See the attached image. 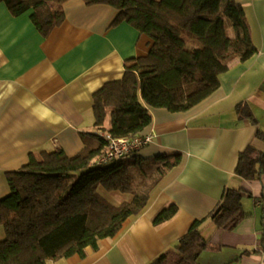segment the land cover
<instances>
[{"label":"crops","instance_id":"crops-1","mask_svg":"<svg viewBox=\"0 0 264 264\" xmlns=\"http://www.w3.org/2000/svg\"><path fill=\"white\" fill-rule=\"evenodd\" d=\"M235 1L255 54L231 64L218 77V88L191 109L148 108L151 123L141 135L152 140L134 154H180V165L167 171L141 213L127 219L114 238L102 240L97 250L88 248L84 257L51 264H149L207 217L225 188L250 192L243 200L249 217L232 231L205 223L202 234L211 242L199 263L264 264V173L253 181L235 174L241 152L264 149L255 137L264 131V0ZM63 11V23L42 37L30 11L14 17L0 4V201L10 192L5 174L27 165L31 155L38 159L40 152L60 148L74 156L83 149L81 134L93 131V94L119 80L124 62L147 55L151 46L129 24L114 25L117 11L110 6L69 0ZM239 104L250 118L237 112ZM171 204L177 215L154 226L156 213Z\"/></svg>","mask_w":264,"mask_h":264},{"label":"trees","instance_id":"trees-1","mask_svg":"<svg viewBox=\"0 0 264 264\" xmlns=\"http://www.w3.org/2000/svg\"><path fill=\"white\" fill-rule=\"evenodd\" d=\"M69 0H0L8 12H31L36 31L46 37L65 17ZM117 11L114 25L127 23L151 40L147 55L124 62L119 80L107 82L93 94V131L82 133L83 149L67 156L60 148L30 156L27 165L5 174L9 195L0 201V264H51L71 256L84 257L88 248L114 238L130 217L137 216L167 171L181 155L160 154L143 159L135 154L106 164L97 160L110 139L134 138L151 123L148 108L184 112L211 95L218 77L231 64L255 54L243 9L235 0H82ZM250 118L246 105L236 107ZM255 137L264 143V131ZM264 173V149L249 146L238 155L235 174L247 181ZM108 194L119 193L117 200ZM243 189L225 188L207 217L196 220L171 250L149 264H200L210 247L202 234L209 223L216 231H232L249 215ZM175 205L152 219L159 226L178 213Z\"/></svg>","mask_w":264,"mask_h":264},{"label":"built area","instance_id":"built-area-1","mask_svg":"<svg viewBox=\"0 0 264 264\" xmlns=\"http://www.w3.org/2000/svg\"><path fill=\"white\" fill-rule=\"evenodd\" d=\"M152 140L151 135H138L134 138L110 139L106 152L97 160L98 164H106L116 159L133 155Z\"/></svg>","mask_w":264,"mask_h":264},{"label":"rangeland","instance_id":"rangeland-1","mask_svg":"<svg viewBox=\"0 0 264 264\" xmlns=\"http://www.w3.org/2000/svg\"><path fill=\"white\" fill-rule=\"evenodd\" d=\"M262 89V87H261ZM137 153V152H136ZM128 158H131V157H128ZM99 193L104 196L107 200H113V196H118V197H123L121 194L119 193H115V194H108V193H105L103 190L99 189ZM115 200V199H114Z\"/></svg>","mask_w":264,"mask_h":264}]
</instances>
